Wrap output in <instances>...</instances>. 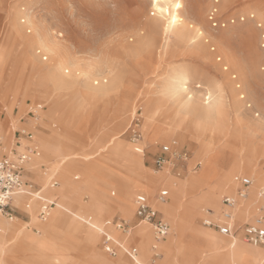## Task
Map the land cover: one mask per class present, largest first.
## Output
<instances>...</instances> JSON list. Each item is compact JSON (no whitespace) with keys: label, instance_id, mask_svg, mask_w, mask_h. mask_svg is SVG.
<instances>
[{"label":"rangeland","instance_id":"1","mask_svg":"<svg viewBox=\"0 0 264 264\" xmlns=\"http://www.w3.org/2000/svg\"><path fill=\"white\" fill-rule=\"evenodd\" d=\"M177 1L182 3L177 13L179 35L165 28L168 13L155 8L153 0H0V157L16 154L17 130H32V140L41 154L32 159L35 164L33 168L29 165L32 171L27 170L25 179L38 195L55 202L45 220L39 218L36 195L15 203L12 220L4 216L0 220L20 222L26 231L41 237L42 230L31 213L34 211L39 222L50 221L61 197H51L43 188H62L64 168L66 192L74 194L67 198V204L75 209L86 207L92 202L90 186L97 182L102 207L88 205L84 215L101 223L103 231L117 239L127 234L111 222L105 223L134 219L120 211L129 175L135 182L143 175L162 172H166V181L196 177L199 184L188 190L199 197L219 186L232 167L243 169L233 173L232 184L221 190L223 198L236 193V176L254 180L245 169L264 174V49L260 47V29L248 16L255 13L264 26V0H219L221 18L236 19L221 28H213L207 17L214 0H169L161 5L172 13ZM241 16L246 19L241 21ZM185 74L189 81L181 89ZM216 97L218 115L213 123H207L198 108L213 103ZM37 103L43 109L33 128L29 109ZM51 109L55 113H50ZM177 111L182 114L177 116ZM198 122L207 125L196 130ZM11 127L12 141L11 134L7 139ZM115 137L129 149H141L130 156L140 164L130 165L119 154L112 161H98ZM46 141L52 146L48 152ZM173 141L174 153L163 154L162 146ZM65 153L69 155L62 159ZM161 154L167 162L160 168L155 161ZM54 179L57 184L52 186ZM262 187L258 184V198L246 216L241 220L235 217L234 235L264 251L263 246L246 241L243 234V226L253 221ZM163 189L167 188L161 183L152 193H145L158 208L157 203H172L170 191L166 202L157 200ZM138 193L142 192H135L133 205ZM24 202L30 206L26 208ZM207 208L200 210L198 227L233 237L204 224L206 217H213ZM163 214L171 225L167 240L176 222ZM81 223L96 234L93 245L84 237H70L64 226L58 228L53 241L38 250L17 247L10 232L0 233V238L9 239L1 254L2 264H98L103 260L118 264L120 255L131 264L125 254L106 252L103 233L85 221ZM152 237L155 240L153 231ZM183 241L198 243L192 232ZM131 242L138 247L134 238ZM155 251H161L162 256L153 261ZM165 257L166 252L159 247L151 248L148 256H139L146 264H158ZM194 259L183 252L181 262L189 264Z\"/></svg>","mask_w":264,"mask_h":264},{"label":"bare ground","instance_id":"2","mask_svg":"<svg viewBox=\"0 0 264 264\" xmlns=\"http://www.w3.org/2000/svg\"><path fill=\"white\" fill-rule=\"evenodd\" d=\"M167 1L169 0H153L154 2L153 6L157 8L160 12H161V8H163V14L164 12L168 13V17L166 18L167 24L165 28L173 32L175 31V33L179 35L181 34L180 32L181 30L176 29V27L178 26L177 17H179L177 16V13H179V9L182 8V3L178 1L173 3L174 9H173V12L171 13V10L170 12L169 10H167L169 8L166 7V5L164 7L161 5V2H164L165 4V2ZM177 4L181 5V7L177 8L176 7ZM169 17L174 19L175 23H172V19H169ZM188 78L189 77H187L186 74L182 76L181 78L182 83L180 84L181 89H184L185 82L189 81ZM114 82L115 81H113L111 84H113ZM217 102L218 100L216 97L214 98L213 103L207 105L206 107L198 108L200 112L203 111L204 116L207 120V123H213V119H215L218 115V111L216 108ZM187 103L189 104L190 100H188ZM178 114L181 115L182 114L181 111H177L176 115L178 116ZM207 123L201 124L198 122V124L196 125V130L202 129L203 127L207 125ZM7 132L8 131L5 130V134ZM10 134L11 133L9 131L8 138H7L8 140H10ZM121 144H123V141L117 140V137L111 139L109 144L106 147H104L107 151L104 154L100 153L101 151L99 152L101 156L98 161H101L103 159L112 161L114 158V155H117L116 149H118V146ZM50 145H51V142H48V141L45 142L46 152L52 149V146ZM135 148L137 149L138 147H135ZM129 154L133 156L135 154V150L130 151L127 157H125L124 155H121V156L125 157L126 161L130 165L134 163L140 164L139 162H134V160L130 158ZM68 155L69 153L68 154L65 153L62 156V159ZM252 155L253 153L251 154L250 152L249 156L252 157ZM34 164L35 163L32 160V162L29 165L33 168ZM96 164L97 166H101L99 163H96ZM66 170L67 168H64L62 172V178L64 180V185L62 186V188H60L59 190H50L46 187L43 188L46 190V193L49 194L51 197L56 196V195H59L61 197V200L56 202V207H55L54 213L52 212L53 214H52V217L50 218V221L47 223L39 222L36 219L34 211L31 213L32 220L42 230L41 237H38L37 235L33 234V232H30V230L26 231L23 224H21L20 222L8 221L4 219L0 220V233L4 234L7 231L10 232V238L16 244L17 247L19 246L25 247L26 249L35 248L37 250L43 249L46 247L49 241L54 240L55 236H57L56 233L58 231V228L62 226L66 227V229L68 230L67 234L70 237L72 236L75 237L77 236L78 233H81V237H84L88 243L93 245V243L96 241V234L93 233L90 229L84 227L81 221L87 222L88 225L92 228H95L101 232L103 231L100 225L101 223L100 224L94 223L91 221V217L89 216L86 217L84 215V212L88 209V205L90 207H97V208L102 207L101 202H100V193L98 189L99 186L97 185L98 183L97 182L93 183L90 186V188H92L91 189L92 190V202L88 204L86 207L80 205L78 209H75L69 206L66 202L67 198L72 197L74 195L69 192H66L67 182H68V179L66 178V175H65ZM240 171H243V169L241 170L240 168L232 167L226 172V175L222 183L219 186H215V187L207 189L199 197L196 195L192 196L194 191L188 190L189 187L191 186L193 187L199 184V180L196 177H189L184 182H179L178 180L173 179V178L166 181L165 180L166 172H162L158 175H143L142 179H138V181L135 182V181H132L133 180L132 175L127 176V179L125 180L126 192L120 203L121 209L124 206L125 202L128 201L129 197H133L136 191L142 192V193H152L154 188L158 184L163 183L171 193L172 203L171 204L157 203V205L163 212L173 217V219L176 222V227H175V230L173 231L174 232L173 235L170 238H168L164 242L163 240L157 242L156 240L153 239L152 231H150L148 224L145 223L141 225L140 227H138L132 234L127 235V237L125 235L121 237L122 241L125 239L124 241L129 242L133 238L136 239V242L140 241L141 244L137 243L138 247L141 251H143V253L146 256L150 254L151 248L153 249V245L156 244L157 247H159V249L166 252L165 259L158 264H182L183 261L181 262V259L183 260V252L189 253V252L184 251L183 249V243H184L183 238L189 232H196L197 234L205 236L206 242L204 243L201 249L199 248V249L194 250L193 252H190V254L194 255L195 259L194 261L189 262V264H221L220 262H223V261H226L225 262L226 264H264V251L244 244L241 238L235 235L233 237H222L216 232L200 228L198 227L199 224L197 225V222H196V220L198 219V216L201 215L200 210L202 206H209L207 210L211 211L213 217L217 215H221L223 208L221 206L222 197L220 196V192L226 185L232 184L233 173L240 172ZM244 171L248 174H251L254 177V180H253L252 186L250 187L248 197L246 199L241 200L239 206L236 209L235 217L238 220H241L244 216H246V214L248 213V209L253 205L254 201L257 200L258 184L263 185L264 187V174L262 173L258 174V173L253 172L254 170H249V169H245ZM38 180L42 182L43 178L38 177ZM35 195H36L35 196L36 199H38L37 197L40 196L38 195V193H36ZM188 195L192 196L189 198V200L186 199ZM35 198H33V200H35L34 206L37 207L38 204ZM178 208L182 209V213H178L179 212ZM63 211H68L70 215H66V213H64ZM128 213L129 215L133 216L132 212H128ZM8 240L9 239L3 238V237L0 238V264H2L1 254L8 248ZM117 240L119 241V239ZM145 242L147 243V247L143 245ZM156 252L161 253V256H162L161 251H156ZM120 254H123V252L120 251ZM212 256H214V258H212ZM216 257H219V260H217L218 258L216 259ZM117 263L126 264V261L120 255V258ZM98 264H107V261L103 260V261L98 262Z\"/></svg>","mask_w":264,"mask_h":264},{"label":"built area","instance_id":"3","mask_svg":"<svg viewBox=\"0 0 264 264\" xmlns=\"http://www.w3.org/2000/svg\"><path fill=\"white\" fill-rule=\"evenodd\" d=\"M219 0H214L211 8L208 11L207 17L213 28L225 27L228 22H235V18H230L227 21L221 18L218 6ZM249 18L256 21L257 27L260 29V47L264 49V26L263 22L259 20L255 13H250ZM241 21L246 19V16L239 17ZM214 48V47H213ZM221 60V57H218ZM264 62V58H263ZM227 68V67H225ZM264 68V66H263ZM43 105L37 103L31 105L29 113L33 116V127H37L40 117V110ZM17 132L22 136L32 137L33 133L26 128L19 129ZM171 144L162 146V153H174ZM40 155L39 147L36 145L27 146L26 149L13 156L0 157V216L13 218V213L10 211V206L17 194L25 193L33 195V185L24 179L25 165L31 162L35 156ZM185 156V153L184 155ZM156 164L161 168L167 162V157L159 155L156 158ZM237 184L236 193L233 195H225L222 198L223 209L219 218L208 216L204 220V224L208 227L218 230L221 234L226 236H233L235 232V212L241 200L246 199L249 194L250 187L253 180L244 175L235 177ZM56 184V182L54 183ZM169 196V190L163 189L160 191L157 200L159 202H166ZM260 201L257 204L256 212L253 221L246 223L243 226L244 238L253 245L264 247V187L259 191ZM52 204H45L41 210L40 218L47 219L50 214ZM211 213L210 210H207ZM135 221L122 219L115 223L118 229H121L125 234H130L138 225L142 223L149 224L152 228L155 240L161 241L171 231V226L168 221L162 216L161 212L153 205L150 198L145 194H138L135 197ZM110 223V222H109ZM103 233V247L111 255H116L120 251L126 254L132 264H146L139 259V249L135 245H127L124 241H118L112 234L105 231ZM157 249V245H153ZM161 256V253L154 252L152 260H156Z\"/></svg>","mask_w":264,"mask_h":264},{"label":"crops","instance_id":"4","mask_svg":"<svg viewBox=\"0 0 264 264\" xmlns=\"http://www.w3.org/2000/svg\"><path fill=\"white\" fill-rule=\"evenodd\" d=\"M41 111V110H40ZM50 113H55V110H50ZM59 113H60V111H59ZM67 114V112L65 111V112H63V115L65 116ZM32 126H33V124H32ZM12 128L13 127H11V129H10V133H11V141H12ZM34 128V127H33ZM36 128V127H35ZM29 131H31L32 133H33V131L32 130H29ZM17 134V135H16ZM15 135H16V137H17V139H16V141H15V145H16V148L17 149H14L15 151H16V154H18L19 152H22V151H24L25 149H26V147L27 146H30V145H36V146H38L39 147V145L38 144H36V143H34L33 142V136H34V133H33V136L32 137H28V136H22V135H20L17 131L15 132ZM174 142V141H173ZM172 142V143H173ZM39 150H40V147H39ZM133 150H135V154H137V151H136V149H129L127 146H125V145H123V144H121V145H119L118 146V149H116V152H117V154H120V155H124L125 157H127V155H128V153L130 152V151H133ZM40 154H41V150H40ZM13 155H15V154H13ZM3 156H11V155H3ZM3 156H1V157H3ZM40 156V155H39ZM129 156H132V155H130L129 154ZM31 162H32V160H31ZM31 162H29L28 164H26L25 165V168H24V179H25V175H26V172H27V170H29V171H32L30 168H29V164L31 163ZM134 162H137L136 160H134ZM26 166H28V169H26ZM26 180V179H25ZM27 182H29L30 183V181H28V180H26ZM56 182V184H57V180H53L52 181V186H54L55 183ZM32 184V183H31ZM33 195L32 196H34L36 193H39V192H37V191H35L34 189H33ZM138 194H145V193H138ZM137 194V195H138ZM146 195V194H145ZM31 197V195H28V194H25V193H20V194H17L16 196H15V198H14V200H13V202H12V204H11V206H10V211L13 213V218H14V213H15V211H14V209H13V207H16L17 205L15 204V203H21L22 202V200L24 199V198H30ZM42 197V198H41ZM38 198V200H39V208H38V210H39V212H38V215H39V218H40V213H41V210H42V208H43V206L45 205V204H52V206H51V209H52V207H53V205L55 204V202L53 201V200H49L47 197H44V196H42V195H40V196H38L37 197ZM133 197H129V199H128V201L127 202H125V204H124V206L122 207V209L120 210V211H122V213H126V212H132L133 213V216H134V219L133 220H131V221H135L136 220V217H135V205H133ZM153 203V202H152ZM24 205L26 206V208H28L30 205H29V203L28 202H24ZM153 205L161 212V214H162V216L164 217V214H163V212L153 203ZM221 206H222V208H223V203H222V200H221ZM6 218H8V219H10V220H12L13 218H9V217H6ZM40 220H42L41 218H40ZM122 219H118V220H109V222H111L114 226H116L115 225V223L116 222H118V221H121ZM109 222L107 223H105V224H109ZM103 226V225H102ZM101 226V227H102ZM171 226V225H170ZM103 229V228H102ZM105 232H107V231H105ZM235 232H236V229H235ZM234 232V233H235ZM107 233H109V232H107ZM109 234H111V233H109ZM243 234H244V232H243ZM127 235H129V234H127ZM192 235H193V237L194 238H196V240H198V243H183V249H184V251H186V252H193L194 250H196V249H201L202 248V246L204 245V243L206 242V237L205 236H203V235H200V234H197L196 232H192ZM77 236L78 237H81V233H78L77 234ZM166 238V237H165ZM164 238V239H165ZM163 239V240H164ZM120 241H122V239H119ZM125 240V239H124ZM123 240V241H124ZM135 241H136V239H135ZM165 241V240H164ZM163 241V242H164ZM200 241H202L201 243H200ZM127 245H133V242H131V241H129V242H126V241H124ZM130 243V244H129ZM138 244H141V242L140 241H138L137 242ZM145 247H147V243L145 242L144 244H143ZM136 246V245H135ZM124 254V253H123ZM126 255V254H125ZM142 255H143V253L142 252H140L139 251V256L140 257H142ZM212 258H214V256H212ZM212 258H210V259H212ZM218 258V259H217ZM140 259V258H139ZM216 259L217 260H219V257H216ZM141 260V259H140ZM142 262H143V260H141ZM226 261H223V262H220L221 264H226L225 263ZM131 264H132V262H131Z\"/></svg>","mask_w":264,"mask_h":264},{"label":"snow or ice","instance_id":"5","mask_svg":"<svg viewBox=\"0 0 264 264\" xmlns=\"http://www.w3.org/2000/svg\"><path fill=\"white\" fill-rule=\"evenodd\" d=\"M176 7L179 8V7H181V5L177 4ZM161 12H163V8H161ZM169 19H172V18L169 17ZM172 23H175L174 19H172ZM136 151L139 152V151H141V149L137 148Z\"/></svg>","mask_w":264,"mask_h":264}]
</instances>
